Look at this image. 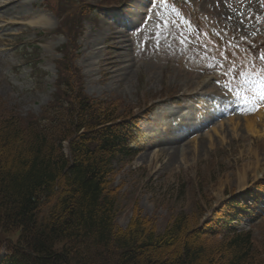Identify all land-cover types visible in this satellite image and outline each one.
I'll list each match as a JSON object with an SVG mask.
<instances>
[{
    "label": "rangeland",
    "instance_id": "374dc122",
    "mask_svg": "<svg viewBox=\"0 0 264 264\" xmlns=\"http://www.w3.org/2000/svg\"><path fill=\"white\" fill-rule=\"evenodd\" d=\"M12 1L0 8V25L14 22L0 29L3 109L40 113L55 90L59 48L79 70L85 94L123 101L134 114L152 106L138 122L137 153L116 166L117 225L125 228L137 210L163 230L197 206L205 221L236 199L241 208L232 224L251 231L264 263V198L252 203L264 188V0H189L202 20L199 35L172 18L166 0H125L124 9L120 0H92L104 7L82 22L76 42L61 35L69 28L57 15L69 0H44L52 11L42 0ZM42 14L47 20L35 22ZM66 20L75 27L77 20ZM208 108L221 111L183 131ZM169 127L186 136L172 163L155 145Z\"/></svg>",
    "mask_w": 264,
    "mask_h": 264
},
{
    "label": "trees",
    "instance_id": "16d2710c",
    "mask_svg": "<svg viewBox=\"0 0 264 264\" xmlns=\"http://www.w3.org/2000/svg\"><path fill=\"white\" fill-rule=\"evenodd\" d=\"M88 1H66L77 20L61 23L67 41L78 40L95 12ZM65 55L40 113L23 117L0 102V264H264L251 231L232 224L236 199L205 221L197 206L163 230L137 210L125 228L117 225L113 179L137 153L141 115L123 101L85 94Z\"/></svg>",
    "mask_w": 264,
    "mask_h": 264
},
{
    "label": "bare ground",
    "instance_id": "6f19581e",
    "mask_svg": "<svg viewBox=\"0 0 264 264\" xmlns=\"http://www.w3.org/2000/svg\"><path fill=\"white\" fill-rule=\"evenodd\" d=\"M13 3L12 0L8 1V2H3L2 4L0 3V8H6L7 6L10 7V5ZM1 16V15H0ZM24 17V16H23ZM4 18V17H3ZM0 17V23L2 24V22H4L5 19H3ZM10 19V18H9ZM14 19V18H13ZM7 20V19H6ZM47 20L45 16H43V14L41 16H39V18L37 19V23H42L43 21ZM15 21V20H14ZM11 24H14V22H6L5 25H0V29L2 30L3 28H5L6 26H9ZM16 25V24H15ZM120 40V39H119ZM122 40V39H121ZM122 42V41H121ZM220 107V106H218ZM221 111V109H217V108H208L206 110L203 111V113L205 114L204 117L202 118H199V120L195 123H190V124H186L185 127H182L183 128V131L184 132H188V131H191V130H197L196 126L203 124L204 122H207V121H211V119L216 116L219 112ZM222 111H225L227 112L228 110L223 108ZM264 115V114H263ZM209 118V119H208ZM208 119V120H207ZM207 122V124L209 123ZM171 127H169V129H166L164 137H162L161 139L159 138L158 141L155 142V145L157 147H159V152H163V153H166L168 154V160L167 162L168 163H172L173 160H174V157H173V151H175L177 149V153L176 155L178 154V152L180 151V148L183 147V145L181 146L180 142L183 138L185 137H182L183 135H181L179 132L180 130H173L170 129ZM186 130V131H185ZM182 132V134L184 133ZM184 149V148H182ZM156 154V153H154ZM183 154V153H182ZM170 165V164H169Z\"/></svg>",
    "mask_w": 264,
    "mask_h": 264
}]
</instances>
